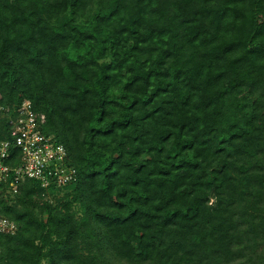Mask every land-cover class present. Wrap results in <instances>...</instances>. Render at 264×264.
<instances>
[{
    "label": "trees",
    "instance_id": "1",
    "mask_svg": "<svg viewBox=\"0 0 264 264\" xmlns=\"http://www.w3.org/2000/svg\"><path fill=\"white\" fill-rule=\"evenodd\" d=\"M0 93L76 171L0 184V264H264V0H0Z\"/></svg>",
    "mask_w": 264,
    "mask_h": 264
},
{
    "label": "built area",
    "instance_id": "2",
    "mask_svg": "<svg viewBox=\"0 0 264 264\" xmlns=\"http://www.w3.org/2000/svg\"><path fill=\"white\" fill-rule=\"evenodd\" d=\"M2 102L0 93V115H12L10 139L0 142V184L10 181V193L17 194L20 185L28 179L39 180L44 188L53 183L63 186L74 180L76 171L68 163L66 147L42 130L45 114L37 113L28 100L14 110ZM15 150L20 152L17 159L13 157ZM17 230L14 220L0 214V234L14 235Z\"/></svg>",
    "mask_w": 264,
    "mask_h": 264
},
{
    "label": "rangeland",
    "instance_id": "3",
    "mask_svg": "<svg viewBox=\"0 0 264 264\" xmlns=\"http://www.w3.org/2000/svg\"><path fill=\"white\" fill-rule=\"evenodd\" d=\"M8 192L10 193V191L8 190ZM13 196L12 197H14V195H16V194H12Z\"/></svg>",
    "mask_w": 264,
    "mask_h": 264
}]
</instances>
